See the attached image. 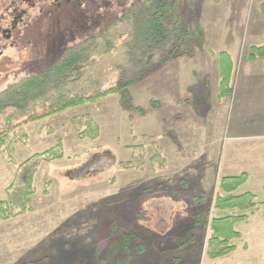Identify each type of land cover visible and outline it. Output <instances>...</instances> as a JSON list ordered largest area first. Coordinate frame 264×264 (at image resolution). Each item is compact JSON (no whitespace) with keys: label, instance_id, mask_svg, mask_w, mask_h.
I'll return each mask as SVG.
<instances>
[{"label":"rangeland","instance_id":"1","mask_svg":"<svg viewBox=\"0 0 264 264\" xmlns=\"http://www.w3.org/2000/svg\"><path fill=\"white\" fill-rule=\"evenodd\" d=\"M55 1L61 10L54 7ZM69 1L43 0L31 11L28 24L14 34L15 46L0 56V91L44 70L68 46L103 33L135 0ZM261 1L243 0L242 9L232 10L226 0L219 4L188 0L190 30L201 27L203 45L197 46L193 58L171 61L129 88L133 108H125L123 94L116 93L27 126L32 148L14 146L19 162L32 150L45 152L59 140L66 157L41 167L32 198L35 212L0 224V264H101L97 245L105 240L104 226L114 220L142 232L146 240L144 251L136 253L130 264H264V178L255 176L235 193L251 192L257 198L256 213L237 227L243 236L236 242L237 251L216 261L205 257L206 218L219 180L244 173L241 157L255 155L245 154L243 141L232 140L237 107L231 96L219 97L218 53L231 50L238 58L257 47L248 30ZM3 2L0 16L5 12ZM174 96H187L191 106L169 104ZM87 114L100 126L98 140H81L73 127L75 117ZM46 126L56 132L41 135ZM176 134L183 139L180 154L172 148ZM144 136L158 138L170 171H156L158 165L153 168L151 163L144 172L120 168L134 156L129 146L144 143ZM202 150L208 153V162L205 170H197L193 160ZM147 151L150 159L154 148ZM229 168L234 171L227 173ZM15 173L16 167L0 156V201ZM157 210L163 214L165 230L155 216Z\"/></svg>","mask_w":264,"mask_h":264},{"label":"trees","instance_id":"2","mask_svg":"<svg viewBox=\"0 0 264 264\" xmlns=\"http://www.w3.org/2000/svg\"><path fill=\"white\" fill-rule=\"evenodd\" d=\"M187 3L188 0H135L103 33L68 46L44 70L10 83L0 91V156L16 167L15 176L6 188V197L0 201V224L35 212L32 198L41 167L66 157L64 142L59 140L45 152L32 150L30 157L19 162L14 146L32 148L27 126L116 93L123 94L125 108H133L129 88L171 61L193 58L197 46L203 45L201 27L190 30ZM261 13L264 19V2ZM218 58L219 97L222 99L233 95L235 66L227 52H220ZM258 58H264V46L250 49L249 60ZM72 124L81 140L100 138V126L90 114L75 117ZM55 132L47 126L40 130L43 136ZM143 139L144 143L129 146L134 149V156L130 161L121 162L120 168L144 172L151 163L153 168L158 165L156 171H165L168 160L158 138L144 136ZM173 144L179 148L174 137ZM150 146L154 153L147 159ZM248 180L247 173L224 177L211 197L213 204L212 211L208 208L209 233L205 244V257L210 261L230 257L237 251L236 242L243 237L237 227L256 213L255 194H235ZM104 227L105 240L97 245L101 264H130L136 253L144 251L146 240L142 232L116 220ZM247 248L245 245L244 249Z\"/></svg>","mask_w":264,"mask_h":264},{"label":"crops","instance_id":"3","mask_svg":"<svg viewBox=\"0 0 264 264\" xmlns=\"http://www.w3.org/2000/svg\"><path fill=\"white\" fill-rule=\"evenodd\" d=\"M213 1L219 4L223 0H220V2H218L219 0ZM226 1H228V5L232 10L242 9L243 7V0ZM262 1L260 2V4H257V12H255V14L249 19L250 26L248 30V38L253 44H255L254 46L257 47L264 46V19L261 13V6L263 3ZM223 51L231 55L235 66V71L232 78L233 95L231 97L234 99V105L237 107V116L235 125L232 129L234 130L232 140L239 143L241 141L244 142V144L247 146V149H245V154H255L251 156L250 159L241 157L244 163V173H247L249 175V182L252 178H254V176L257 178H264V58H258L255 61H250L249 51H246L243 55L238 56V58L234 57L231 50ZM193 72L196 73L194 70ZM208 77H210L209 73L205 74V79H208ZM195 79L196 78H194V80ZM171 86H173V88L175 89L177 88L175 84ZM193 87V85H190V87H188V94L191 95L190 92L191 88ZM155 102L159 108L161 106L160 102ZM174 103H185V106H191V100L188 99L187 96L186 98L182 99H176V97L174 96L173 99H170L169 104ZM176 135L179 148L177 150L173 143L172 148L173 150L175 149L178 154H180L184 149L183 139L179 134ZM237 147L239 146L237 145ZM193 162L197 164V170H205L208 162V153L205 150H202V154H199L198 157L193 160ZM190 166L191 165H189L188 168ZM168 167L164 172L170 171V168ZM226 171L227 173H232L234 169L229 168L226 169ZM183 180L185 179L183 178ZM143 187L146 188L145 184L143 185ZM155 216L160 219V223L163 224L162 229L165 230V227H167V225L165 224L166 222L163 219V214L159 212V210H157Z\"/></svg>","mask_w":264,"mask_h":264},{"label":"flooded vegetation","instance_id":"4","mask_svg":"<svg viewBox=\"0 0 264 264\" xmlns=\"http://www.w3.org/2000/svg\"><path fill=\"white\" fill-rule=\"evenodd\" d=\"M67 1L68 3L70 2L69 0H65V3ZM42 3L43 0H4L3 8H5V12L0 16V56L1 54L4 55L5 48L15 46V43H11L14 34L18 29L28 24L31 11L35 10ZM53 4L56 9L61 10L62 5L59 2L55 1ZM54 12L52 11L51 13Z\"/></svg>","mask_w":264,"mask_h":264}]
</instances>
